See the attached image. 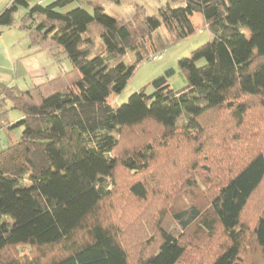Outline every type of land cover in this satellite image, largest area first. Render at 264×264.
Masks as SVG:
<instances>
[{"label":"trees","instance_id":"obj_1","mask_svg":"<svg viewBox=\"0 0 264 264\" xmlns=\"http://www.w3.org/2000/svg\"><path fill=\"white\" fill-rule=\"evenodd\" d=\"M49 1L0 13L10 28L26 9L33 53L72 66L27 91L0 83L22 114L7 128L23 130L0 151V264H186L205 251L204 264H264V203L245 218L264 185V0H182L132 22L67 9L89 0ZM162 26L172 42L213 36L178 62L187 88L171 89L169 69L113 109L139 64L162 54ZM147 204L155 226L139 220Z\"/></svg>","mask_w":264,"mask_h":264},{"label":"rangeland","instance_id":"obj_2","mask_svg":"<svg viewBox=\"0 0 264 264\" xmlns=\"http://www.w3.org/2000/svg\"><path fill=\"white\" fill-rule=\"evenodd\" d=\"M0 0V7L4 9L10 1ZM7 2V3H6ZM49 0H30V5L48 4ZM170 5L173 8L182 7V0H119L115 2L112 0H89L81 3H74L68 10L81 7L90 13L93 12L95 6H100L105 9L110 16L132 22L141 17L159 18L158 11L161 7ZM1 12L3 10H0ZM26 9L21 8L14 16V25L10 28L0 27L2 36L0 38V79L13 81V86L20 90L27 91L34 86L56 79L72 69L70 61L61 56L60 60H55L50 53H43L38 56H27L29 48V37L25 30L19 28L20 21L26 13ZM195 26L202 23V15L196 13L192 18ZM245 34L250 38V32L245 30ZM213 36L206 28L197 31L194 35L178 41L172 42L168 37L166 28L162 26L154 35L153 40L157 45H163L164 50L160 59H151L143 61L137 67L133 77L129 80L127 86L121 94L112 95L109 98V104L113 109L128 103L129 98L141 90L145 89L148 94L154 90L151 83L157 77L163 75L167 70L174 69L175 74L169 78V85L175 91H182L187 88V78L185 73L179 68L178 62L185 58H190L193 51L212 40ZM102 41L97 42L100 47ZM110 60V58H108ZM136 59V53L128 52L123 58L126 64H132ZM112 61V60H110ZM114 61V60H113ZM5 84V83H4ZM7 85V84H6ZM10 86V85H9ZM22 119L21 112L14 110L9 101H3L0 97V151L6 150L15 144L22 136V128L7 129L1 131V125L14 124ZM260 196L264 198V185L257 196L253 198L252 203L246 213L245 218L252 220L256 215H259L261 205L264 200H260ZM153 199V198H152ZM151 199V200H152ZM145 208L138 217L139 220L145 221L144 226H155L156 217L154 207L151 204L143 205ZM145 213V214H143ZM170 218V217H169ZM171 219V218H170ZM245 221L247 222V220ZM155 221V222H154ZM168 219L165 220L164 225H168ZM153 223V224H152ZM152 231V230H151ZM192 234H194L192 232ZM148 236H146L147 238ZM247 241L252 243V237L248 234ZM224 238L217 239L215 245L224 244ZM206 254L188 255L186 264H204L209 257Z\"/></svg>","mask_w":264,"mask_h":264},{"label":"crops","instance_id":"obj_3","mask_svg":"<svg viewBox=\"0 0 264 264\" xmlns=\"http://www.w3.org/2000/svg\"><path fill=\"white\" fill-rule=\"evenodd\" d=\"M8 1H10V2L8 3L7 6H9L10 3H11L13 0H8ZM8 1H7V2H8ZM7 2H6V3H7ZM7 6H6V7H7ZM6 7H5V8H6ZM2 8H3V7H0V10H4V9H5V8H4V9H2ZM0 13H1V11H0ZM0 38H1V37H0ZM29 43H30V40H29ZM33 52H34V49L31 48V47H30V44H29L28 55H27V56H30V57L34 56V57H35V56H38V55H41V54L45 53V52H43V53H39V54H34ZM46 53H49V52H46ZM49 81H51V80H49ZM49 81H47V82H49ZM47 82H44V83H47ZM0 83H1V84H4V83H5L4 85L7 84L6 86H9V85H10L9 87H15V86H13V81H11V80H10V81H7V80H5V79H0ZM44 83H41V84H38V85H42V84H44ZM38 85H36V86H38ZM34 87H35V86H34ZM31 89H32V88H31ZM29 90H30V89H29ZM22 91H23V90H22ZM7 125H8L7 123L1 125V128H2L1 131H6V130L8 129V128H7Z\"/></svg>","mask_w":264,"mask_h":264},{"label":"built area","instance_id":"obj_4","mask_svg":"<svg viewBox=\"0 0 264 264\" xmlns=\"http://www.w3.org/2000/svg\"><path fill=\"white\" fill-rule=\"evenodd\" d=\"M161 56H162V54H159V55L155 56V58H154V59H160V58H161Z\"/></svg>","mask_w":264,"mask_h":264}]
</instances>
